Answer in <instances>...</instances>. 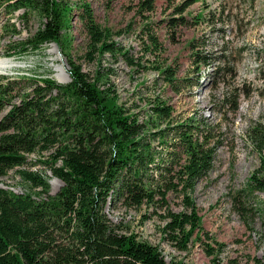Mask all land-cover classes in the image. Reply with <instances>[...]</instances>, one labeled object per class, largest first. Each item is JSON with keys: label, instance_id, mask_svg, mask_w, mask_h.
Segmentation results:
<instances>
[{"label": "trees", "instance_id": "16d2710c", "mask_svg": "<svg viewBox=\"0 0 264 264\" xmlns=\"http://www.w3.org/2000/svg\"><path fill=\"white\" fill-rule=\"evenodd\" d=\"M80 1L0 0L7 12L22 9V15L41 19L30 37L10 40L6 56L25 55L53 43L66 58L70 78L58 82L48 76L0 75V176L14 168L38 194L0 185V264H185L174 257L166 260L158 245L139 238L121 221L113 222L105 205L108 198L127 207L152 205V213L163 220L162 236L178 250L188 248L200 227L191 191L213 167L220 127L204 114L175 116L169 92L199 87L207 77L212 87H223L218 96L211 94L216 111L221 116L235 114L241 92L245 97L251 93L246 81L234 83L241 51L232 49L228 40L217 46L204 35L186 40V68L177 56H169V47L188 38L185 30L193 23L187 10L195 0H162L166 14L160 19V0H129L133 18L125 29L115 31L98 23L91 4ZM74 7L86 37L84 57L97 64L93 76L68 51ZM208 16L221 38L226 25L240 28L241 19L225 7L209 10ZM130 30L140 36L138 55L116 39ZM17 33L11 23L8 35ZM106 54L114 62L122 59L132 73L155 71L153 82L145 84L154 94L145 99L142 110L120 99L110 80L115 68L101 65ZM157 87L161 90L155 93ZM247 134L260 165L250 174L246 189L264 191V122L251 123ZM32 152L35 158H29ZM37 163L62 180L55 192H49L44 170L31 168ZM171 193L178 197V208L169 203ZM244 195L237 191L234 201L245 212ZM252 209L264 223V196ZM205 249L212 254L214 247ZM254 263L264 264V240L262 256Z\"/></svg>", "mask_w": 264, "mask_h": 264}, {"label": "rangeland", "instance_id": "374dc122", "mask_svg": "<svg viewBox=\"0 0 264 264\" xmlns=\"http://www.w3.org/2000/svg\"><path fill=\"white\" fill-rule=\"evenodd\" d=\"M72 1L81 3L80 0ZM86 1L91 4L97 22L114 31L125 29L133 18L132 3L129 0ZM161 3L162 0L157 3V19L166 14L161 8ZM220 7H225L226 12L230 11L231 15L237 14V19H241L240 28L237 30L231 29L228 25L225 26L223 38L219 36L218 31L212 30V23L208 22L209 10ZM23 11L20 9L13 13L7 12L0 3V58L10 59L15 63L11 70L0 75L48 76L57 80L56 68L61 67L63 74L67 77L64 82H68L66 58L53 43L44 44L38 51L25 55L6 56L10 49V40H24L41 25V19L36 15H22ZM77 11L74 7L68 33L70 38L68 51L83 70L93 76L97 64L84 57L86 37ZM187 13L191 15L190 19L193 23L185 30L188 38L184 36L180 43L169 47V56H177L182 67L186 68L189 65L184 58L187 39L193 36L209 35L212 43L217 46H221L223 41L228 40L232 49L241 51L239 60L236 61L237 76L234 83L241 84L246 81V86L251 87L249 97H245L241 92L240 105L236 113L227 116H221L213 107L211 100L213 95L220 94L223 87H212L207 77L202 78V84L199 87H191L177 94L169 92L170 100L175 105V116L180 118L193 113L204 114L210 124H218L220 127L217 129V132L220 130L218 133L220 139L215 149L213 167L206 176L195 182V187L191 191L200 215V227L190 237L188 248L178 250L162 236L163 220L158 214L152 213V205L127 207L121 201L113 202L111 198H108L105 210L113 222L121 221L125 228L136 232L139 238L158 245L166 260L174 257L181 259L185 264H216L217 262L219 264H255L254 258L261 257L263 253L264 223L252 208L256 206L259 197L264 196V191L250 192L246 189L250 174L260 165V155L255 143L249 138L247 129L251 123L264 122V76L261 74L264 66V0H195ZM11 23H14L18 33L10 38L8 33H10ZM116 39L126 47H133L136 55L141 53L140 36L136 34V31L130 30ZM101 65L115 68L110 80L114 83L121 100L126 101L135 111L146 107L145 99L153 96L154 90L152 86L148 89L145 84L153 82L155 71L132 73L122 59L114 62L107 54L101 61ZM182 73L184 71H181ZM138 88L140 90L136 92ZM156 89L155 93L161 90L159 87ZM18 99V96L13 97L14 101ZM8 108L9 105L1 114ZM141 115H144V112ZM36 155V152H32L29 158H35ZM30 166L44 170L49 182V192H55L62 185V180L54 176L51 170L45 167L46 165L37 163ZM0 185L17 192L30 191L33 195H38L34 192L36 188H32L23 180L14 168L0 176ZM239 190L245 192V195L241 197L245 200L247 210L245 212L235 205L234 196ZM178 201V197L171 193L170 205L178 208ZM144 213L147 215L143 216ZM218 244L222 246L219 247ZM208 245L214 247L212 254L206 252L205 248Z\"/></svg>", "mask_w": 264, "mask_h": 264}, {"label": "bare ground", "instance_id": "6f19581e", "mask_svg": "<svg viewBox=\"0 0 264 264\" xmlns=\"http://www.w3.org/2000/svg\"><path fill=\"white\" fill-rule=\"evenodd\" d=\"M15 66L14 61L6 58H0V73H6ZM56 77L60 81H65L67 77L63 74V69L61 67L56 68Z\"/></svg>", "mask_w": 264, "mask_h": 264}, {"label": "water", "instance_id": "95a60500", "mask_svg": "<svg viewBox=\"0 0 264 264\" xmlns=\"http://www.w3.org/2000/svg\"><path fill=\"white\" fill-rule=\"evenodd\" d=\"M57 80H58V78H57ZM69 80H70V78H69ZM59 82H64V81H60V80H58ZM1 186H3V185H1Z\"/></svg>", "mask_w": 264, "mask_h": 264}]
</instances>
